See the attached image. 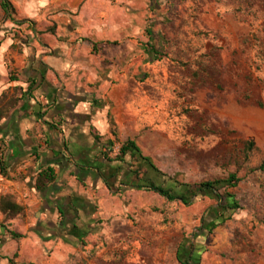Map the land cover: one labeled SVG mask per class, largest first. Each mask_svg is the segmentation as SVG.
<instances>
[{"label": "rangeland", "instance_id": "1", "mask_svg": "<svg viewBox=\"0 0 264 264\" xmlns=\"http://www.w3.org/2000/svg\"><path fill=\"white\" fill-rule=\"evenodd\" d=\"M8 1L14 20L0 8V42L12 40L1 55L7 76L24 80L28 59L42 57L65 63L57 86L80 80L100 96L115 89L119 122L108 120L109 134L116 133L110 156L129 137L157 168L126 156L146 180L169 186V177L192 183L230 172L240 180L216 185L239 208L226 209L203 237L202 224L222 218V195L183 204L151 190L113 193L92 171L98 157L80 155L75 182L62 186L63 196L51 195L60 196L55 203L69 195L66 219L58 212L46 218L40 207L25 209L23 191L33 179L7 170L0 194H11L23 211L10 219L0 213V264H181L187 246L198 256L190 264H264V167L252 170L264 153V0ZM244 139L254 142L247 161ZM4 152L0 137V157ZM7 230L23 236L12 239Z\"/></svg>", "mask_w": 264, "mask_h": 264}, {"label": "crops", "instance_id": "2", "mask_svg": "<svg viewBox=\"0 0 264 264\" xmlns=\"http://www.w3.org/2000/svg\"><path fill=\"white\" fill-rule=\"evenodd\" d=\"M8 40L0 42V93L13 85L25 88L28 76L35 72L33 69L42 73L44 83L38 91L33 92L32 98H29L28 101H21L6 118L1 120L0 137L5 143V152L2 157L8 162V175L20 174L30 180L33 179L39 167L45 165L54 167L57 178L53 185L41 191L31 185L30 190L23 191L22 199L23 203L27 205L25 209L40 207L42 208V217L47 218L50 213H53L56 218L57 211L53 210L52 205L58 203H55V199H60V196L51 197V195H56L57 191L58 195L63 196L62 186L65 187L64 185L75 182L71 180L74 179L71 177V172L77 169L76 162H82L80 155L97 156L94 149H97L100 144L99 146L93 144L94 139L89 131L90 127L95 134L100 136L101 140L114 139L109 134L108 120H112L113 123L119 122L115 107L117 103L116 91L111 88L105 95L104 92L101 93V96L89 93L84 90L80 80H78L77 86L70 85V81L67 80H61L57 86L56 72H58V67L63 69L65 63L58 60H44L42 57L28 59L24 67L23 63L19 64L18 60L13 62L15 67H23L25 79L10 80L7 76L6 65L1 57L4 48L11 44L12 40ZM104 85L102 84L101 87ZM87 96H93L100 101L102 107L94 106L88 101L90 99L86 98ZM91 147H94L93 150ZM92 171L100 178L93 169ZM8 177H6L8 180L11 179ZM97 177L95 176L93 179L95 182L100 181V179L96 181ZM17 186L19 184H16ZM68 196L61 197L64 200L62 203L68 204L67 202L70 200ZM71 202L69 201V203ZM65 207L67 206L65 205ZM49 219L47 220L53 221Z\"/></svg>", "mask_w": 264, "mask_h": 264}, {"label": "trees", "instance_id": "3", "mask_svg": "<svg viewBox=\"0 0 264 264\" xmlns=\"http://www.w3.org/2000/svg\"><path fill=\"white\" fill-rule=\"evenodd\" d=\"M0 8L3 11V16L7 19L14 20L12 17L13 7L8 0H0ZM154 58H157L158 53L154 50ZM35 70L33 74H30L27 78V84L25 88H22L20 85H13L11 93L8 92L9 87L6 90L1 91L0 93V122L4 118L9 115L10 109H13L18 101H28L29 98L33 97V92L38 91L39 88L43 85L44 77L42 73ZM10 80H16V78H9ZM11 88V87H10ZM18 91V93H16ZM94 106L102 107V103L93 96H87ZM111 123L113 121L111 120ZM91 130V127H90ZM93 137V144H100V136L95 134L92 130L90 131ZM111 134L116 136L115 131L112 129ZM115 145L114 139H106L104 142H101L100 146L97 149H94L95 153H97L99 163L97 166L91 167L101 178L107 189L113 190V193L122 192L126 188H135V189H143V190H151L157 193L158 195L164 197L167 200H179L183 204H188L191 201H197L201 199L204 195H208L209 197H225L226 203L225 206L221 209L220 215H222L220 219L219 217H215L210 222L202 224L199 228L201 230V236L205 237L213 227H215L219 222H222L225 218L223 212L226 209H230V211H235L239 208V204L237 200L234 198L232 193L227 191H223L220 195L216 194V185L219 183H225L226 186H235L240 178L236 175L235 172H230L226 178L224 179H211L204 180L199 182H179L174 180L172 177H169L171 181H173L172 185L164 186L161 184H157L152 180H146L141 178L138 174V171L132 168V164L130 160H126V156L129 158H141L145 160L150 167H152L155 171L157 168L151 161L149 156L143 155L141 153L140 147L137 145L133 138L127 137L123 141L118 144V148L114 156H110V152L112 151ZM103 146V147H102ZM254 142L252 139H244L242 141V156L244 161L248 160L249 152L253 148ZM66 146H64L65 148ZM94 147H91L93 150ZM264 148V143H263ZM67 149V148H65ZM264 167V153L262 162L252 168V170L260 169L262 170ZM8 168V162L1 156L0 157V174L1 176L6 175ZM109 168V172H106V169ZM105 169V170H104ZM31 171V170H30ZM57 178V174L53 166L45 165L39 167L36 173L33 176V188L38 191L44 190L50 185H53ZM120 185V186H119ZM181 186L180 190H176L173 187ZM116 191V192H115ZM68 204L69 201L67 202ZM68 204L57 203L52 206L56 208L58 214L61 218L65 217V205ZM69 208V206H67ZM23 211V207L17 203L13 196L9 193H1L0 194V213L3 215L4 219L13 218ZM216 220V221H215ZM209 225V226H208ZM208 226V228H207ZM53 229L54 225L48 224L47 228ZM48 229V234L53 233V230ZM39 235H41L40 230L36 227L33 228ZM50 230V231H49ZM206 230V231H205ZM12 239L18 240L23 235L19 232L13 230H7ZM78 239V238H77ZM18 254L15 251L13 253V257H16ZM186 259H183L180 256H177L178 261L181 264H190V261L194 258L198 260V256L194 257L190 248H186ZM195 260V261H196Z\"/></svg>", "mask_w": 264, "mask_h": 264}, {"label": "built area", "instance_id": "4", "mask_svg": "<svg viewBox=\"0 0 264 264\" xmlns=\"http://www.w3.org/2000/svg\"><path fill=\"white\" fill-rule=\"evenodd\" d=\"M3 190V188H2V186H1V184H0V192Z\"/></svg>", "mask_w": 264, "mask_h": 264}]
</instances>
